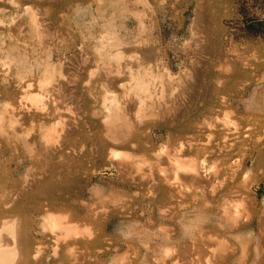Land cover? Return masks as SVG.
I'll list each match as a JSON object with an SVG mask.
<instances>
[{"label":"rangeland","instance_id":"1","mask_svg":"<svg viewBox=\"0 0 264 264\" xmlns=\"http://www.w3.org/2000/svg\"><path fill=\"white\" fill-rule=\"evenodd\" d=\"M35 10L39 17H42H38L37 22L38 15L35 14ZM47 11L49 14L43 13ZM31 16L34 18H30ZM46 18L49 20L47 21ZM39 19L47 23L43 22L41 26L42 21L38 22ZM0 23H2L0 24V76L8 75L7 78L14 81L12 88L8 89L6 83L0 80V118L8 107L23 106V103L27 102L24 107L32 108V111L25 114L27 122L15 127L21 129L23 126L24 133L19 132L20 135H25L22 141L31 138L34 134L37 140L34 142L35 145L29 147H33V150L37 147L38 150L35 149L34 152L43 155L47 153L52 162V165L44 171L45 177L51 176L49 185L44 183L45 177L35 178L40 169L35 168L33 171L26 165L18 173L12 174L10 184L5 187L8 189L7 192L10 191L8 200L4 203L0 202V208L2 206L4 208H1L3 214L0 221L5 224L10 222L14 224L15 220L21 223V225L18 223L19 226L16 223L15 227L16 230L20 228L18 234L24 235L29 241V264H80L81 262V264H264V239H262L264 227L260 224L261 219L264 218V165H253L260 153H264V0H0ZM38 26L41 27L37 30ZM46 31L50 33L47 35ZM49 48L52 50L49 51ZM117 52L120 53L117 55ZM146 53H150L151 57ZM116 55L118 58L115 57ZM13 57L20 60L17 61ZM148 58L151 61H147ZM8 59H12L13 62ZM131 59L135 62L132 63ZM121 61L125 62L124 65L136 64L138 61L151 62L143 66L146 65L144 68L156 75L158 80L156 87H159L160 80L167 82L168 95L172 90L175 92L177 89L174 96L181 97L177 98V101L182 105L167 112L159 108H156L153 114L147 112V117L144 116L142 121L143 126L132 130L136 144L119 143L114 146L117 149L116 153L126 152V159L111 157L109 144L102 148L93 144L91 140L86 144L82 136L86 131V124L92 123L86 120L93 122L96 119L100 120L91 116V109L97 110L102 115L107 113L104 99L108 93L116 96L122 103L124 94L130 91L131 79L125 73L123 75L124 71L120 72L124 70ZM49 62L52 64L50 65ZM108 65L111 66L106 67ZM119 65L122 67L120 68ZM42 66H44L43 71L46 67L50 66L52 69L56 66L54 70L58 73L53 75V85L44 81L45 72L41 74ZM106 69L112 76H108L109 78L105 80L102 76L108 72ZM118 69H121L119 72L123 76ZM93 71L96 75L99 73L98 76L101 77L95 76ZM92 72L94 75L91 74ZM62 76L68 80L63 79ZM187 76L190 78L186 79ZM180 80L187 85L183 86L178 82ZM29 81L33 83L30 87L26 86ZM54 81L58 83L54 84ZM59 83L62 84L58 85ZM40 88L47 89L45 97L43 90V93L39 94L42 92ZM25 90L28 95L38 91L36 95H42L43 99L45 98L43 100L45 106L53 112L41 128L38 125L45 119L41 120L39 117L33 119L36 106L35 99L30 100V98H33L35 93L33 96L30 95L31 97H26ZM57 94H61L59 97L62 96L63 99L58 98ZM24 95L26 100L29 98L28 101L19 100L22 96L24 98ZM57 99L61 102L58 103ZM18 100L22 103H17ZM29 100L31 103L33 101V107L29 105ZM56 105L59 106L57 111ZM6 111L5 113L8 112ZM8 114L3 117L5 126L0 132V147L7 142L8 134L12 131V127L8 125L10 117ZM183 123L193 125L194 132L181 134L178 127ZM226 123L230 124L231 131L226 125L224 126ZM99 124L102 127L100 121ZM235 126L237 130L233 128ZM49 128L58 140L68 143L62 158L60 152L51 150L52 146L47 147L44 138L43 141L41 139V130ZM193 134L198 137V141L195 142L198 146L207 144L210 138L213 145L222 143L226 139V144L230 146L229 154L236 170L234 180L227 178L228 182L235 181L233 185L236 184L231 196L233 195L234 202L242 207L243 214L248 209L250 213L247 212L251 217L249 220H241L238 225L241 227L240 230L235 229L238 227L232 222L230 223L232 232L221 230L220 226L225 224V221L215 212H213L212 224L209 223L206 215L212 210L205 205H202L201 209L197 207L195 201L197 196L186 189L187 185H192L191 182L184 181L182 185L185 196H180L177 187L169 186L165 181L167 177H174L176 170L165 153L161 158H157L156 153L164 146L169 148L167 150L170 154L178 152L180 157H187L185 159L188 160H206L205 164L210 168L222 167V159L217 155L210 156V153L197 152L179 153L180 142L188 143ZM103 139L107 140L104 134ZM22 141H18V149L12 152L13 156L16 158L19 156L21 160L27 159L30 155L26 149L28 146ZM259 141L260 145L256 147ZM138 158L142 166L145 165V169L138 166L141 165ZM12 166L14 167L11 170H14L15 163H12ZM135 167L138 168L139 173L135 172L137 171ZM151 167L152 179L151 174L148 173L151 172ZM133 171L139 177H136ZM140 172H144V175ZM32 173L35 177L31 176ZM26 176L28 180L32 179L34 182L31 183V180L21 183ZM131 176L136 178L132 179ZM144 176L147 178H142ZM223 179L224 177L221 176L219 180ZM214 183L217 184L216 181ZM163 187L168 188L169 194H173L171 204L166 207L158 197L159 190ZM237 189L240 192L235 193ZM179 204H182V207H178ZM45 214L61 216L64 220L68 219L67 222L78 224L80 229L82 228L81 232L84 229L82 237H68L67 241L62 243L63 239L57 238L58 235L60 237V231L50 232L45 222L47 217ZM165 228L171 229L167 231L169 229L165 230ZM201 228L207 231L206 240H208L199 242L202 247L201 250L198 249L200 251L191 249L188 258L185 257L183 260L182 257L180 260L181 245L184 244V247L187 244L192 245L194 237ZM87 230L92 233L88 234ZM5 232L7 231L3 234L6 237L9 233ZM8 237L7 239L11 241ZM61 237L65 239L64 236ZM57 240L60 244L55 247ZM39 249L42 252L38 257H34ZM175 251L176 253H173Z\"/></svg>","mask_w":264,"mask_h":264},{"label":"bare ground","instance_id":"2","mask_svg":"<svg viewBox=\"0 0 264 264\" xmlns=\"http://www.w3.org/2000/svg\"><path fill=\"white\" fill-rule=\"evenodd\" d=\"M18 1H20V0H18ZM58 1V0H57ZM66 1V0H65ZM72 1V0H71ZM131 1V0H130ZM81 2V1H80ZM21 4V3H20ZM71 4V3H70ZM73 4V3H72ZM135 4V3H134ZM39 5V4H38ZM45 5V4H44ZM52 5V4H51ZM48 6V5H47ZM71 6V5H70ZM38 7V6H37ZM91 7V6H90ZM46 8V7H45ZM60 8V7H59ZM69 8V7H68ZM133 8H135V7H133ZM32 9V8H31ZM35 9H40V8H35ZM62 9V8H61ZM44 10V9H43ZM69 10V9H68ZM42 11V10H41ZM45 11V10H44ZM36 12V13H35ZM35 14H37V10H35ZM39 12V11H38ZM43 13H48V11L47 12H43ZM45 14V15H46ZM49 14V13H48ZM38 15V14H37ZM151 15V14H150ZM36 16V15H35ZM40 15H38L37 16V19H36V22H37V20H38V17H39ZM41 16H43V15H41ZM49 16V15H48ZM30 18H34V17H30ZM39 18H42V17H39ZM44 18V17H43ZM47 18H49L50 19V17H47ZM46 18V19H47ZM52 18V17H51ZM49 19H47V21L49 20ZM31 20V19H30ZM40 20V19H39ZM41 21H42V23H41ZM59 21V20H58ZM31 22V21H30ZM38 22H40L41 23V26H43L42 24H43V19H41L40 21H38ZM39 23V24H40ZM44 23H47V22H44ZM0 24H2V23H0ZM31 24H32V22H31ZM34 24L36 25V23L34 22ZM38 25V24H37ZM2 26V25H1ZM41 26H38V28H36L37 30L39 29V27H41ZM48 26V25H47ZM46 26V27H47ZM34 27V26H33ZM36 29H35V31H36ZM47 30H48V28H47ZM43 32H44V30H43ZM47 32V31H46ZM45 32V33H46ZM45 33H44V35H45ZM48 33H50L49 31L47 32V35H48ZM53 33V32H52ZM37 35H38V33H37ZM38 38H40V36H38ZM47 38V37H46ZM45 38V39H46ZM49 39V38H48ZM51 40H52V38H51ZM54 40V39H53ZM38 41V40H37ZM50 41V40H49ZM32 42V41H31ZM48 42V41H47ZM52 42V41H51ZM120 42V41H119ZM46 43V42H45ZM53 43V42H52ZM5 44V43H4ZM30 44V43H29ZM34 44V43H33ZM44 44V43H43ZM42 44V48H43V45ZM120 44V43H119ZM123 44V43H122ZM142 44V43H141ZM140 44V45H141ZM111 45H112V43H111ZM126 45V44H125ZM50 46V45H49ZM54 46H56L55 44H54ZM120 46V45H119ZM137 46V45H136ZM39 47V46H38ZM48 47V46H47ZM51 47H53V46H51ZM116 47V46H115ZM50 49L51 48H49L48 50L50 51ZM112 50H113V48H111ZM110 49V50H111ZM121 49H122V47H121ZM47 50V49H46ZM52 50V49H51ZM55 50V49H54ZM116 50V49H115ZM137 50H139V49H137ZM146 50L148 51V49L146 48ZM145 49H144V51H146ZM150 50V49H149ZM152 50V49H151ZM150 50V51H151ZM2 51V50H1ZM6 51V50H5ZM8 51V50H7ZM6 51V52H7ZM20 51V50H19ZM118 51H120V50H118ZM154 51V50H153ZM4 52V51H3ZM38 52V51H37ZM112 52V51H111ZM109 53H110V51H109ZM120 52H117L116 54L118 55ZM121 53H122V51H121ZM52 54V53H51ZM101 55H102V52L100 53ZM103 54H104V52H103ZM112 54V53H111ZM123 54V53H122ZM143 54V53H142ZM145 54V53H144ZM143 54V55H144ZM146 54H150V53H146ZM151 54H153L152 52H151ZM151 54H150V57H151ZM7 55H10V54H7ZM53 55V54H52ZM64 55V54H63ZM117 55L115 56V57H117ZM105 56V55H104ZM123 56V55H122ZM138 56H140V55H138ZM142 56V55H141ZM153 56H154V54H153ZM49 57V56H48ZM47 57V58H48ZM99 57V56H98ZM120 57V56H119ZM132 57V56H131ZM143 57V56H142ZM148 57H149V55H148ZM9 58V57H8ZM50 58V57H49ZM104 57H102V59H103ZM114 58V57H113ZM118 58V57H117ZM121 58V57H120ZM135 58V57H134ZM133 58V59H134ZM137 58H139V57H137ZM137 58H136V60H137ZM13 59H15V60H17V61H19L17 58H14L13 57ZM23 59V58H22ZM29 59V58H28ZM90 59V58H89ZM124 59V58H123ZM122 59V60H123ZM133 59H131L132 60V63H134L135 61H133ZM144 59V58H143ZM8 60H11L12 61V59H8ZM37 60V59H36ZM88 60V59H87ZM97 60H99V59H97ZM139 60V59H138ZM141 60H142V58H141ZM151 61V59H149L148 58V60L147 61ZM154 60V59H153ZM1 61V60H0ZM6 61V60H5ZM23 61V60H22ZM45 61V60H44ZM73 61V60H72ZM83 61H84V59H83ZM82 61V62H83ZM86 61V60H85ZM90 61V60H89ZM103 61H104V59H103ZM106 61V60H105ZM144 61V60H143ZM142 61V62H143ZM9 62V61H8ZM13 62V61H12ZM33 62V61H32ZM36 62V61H35ZM51 62V61H50ZM50 62H49V64H50ZM102 62V61H101ZM128 62V61H127ZM7 63V62H6ZM18 63V62H17ZM21 63V62H20ZM87 63V62H86ZM121 63H122V65H124L123 63H125V62H123V61H121ZM145 63L147 64V65H149V63H151V62H146L145 61ZM145 63H140L139 61H138V63H136V64H131V63H126L123 67H124V70H119L118 69V72L120 71V72H122V71H124L123 72V75H124V73H125V75H127V77H129L130 76V79H131V81H130V91L127 93V94H124V100H122V103L118 100V98L116 97V96H114V95H112V94H107V96H106V98L104 99V102H105V105H106V107H107V113L106 114H104V115H102L101 113L99 114V112L97 111V110H95V109H91V111H90V114H91V116L93 117H96V118H99L100 120H98V119H96L97 120V123H96V120L93 122V120H86V121H88L89 123L90 122H92L91 123V125H88V124H86V131L83 133V138H84V142H86V144L88 143V141L89 140H91V142L93 143V144H96L98 147H100V148H102L104 145H108L109 144V148H110V150H111V152H110V155H111V157L113 156V157H117L118 159H126L127 158V155L124 153V154H119V153H116V151H117V149L114 147V146H117V145H119V143H131V144H136V142H135V139H134V133L132 132V130L134 129L135 130V128H139V127H141V125L143 124L142 123V121H144L143 119H144V116H146L147 117V112H149L150 114H153L155 111H156V108H159V109H161V111H163V112H167V111H171V109L172 108H175L176 106H178L179 108L180 107H182V105L180 104V103H178V101H177V98H181V97H175L174 96V94H176V92H177V89H175L176 91L174 92L173 90L171 91L170 89H168V90H170L171 92H170V94L168 95V92H167V89H166V87H168V85H166V83H165V81H163V80H160V83H159V87H156L157 86V83H156V81H158L157 80V78H156V75L152 72V71H149L148 72V69H146V68H144L145 66H143V64H145ZM22 64V63H21ZM20 64V65H21ZM36 64V63H35ZM52 64V63H51ZM50 64V65H51ZM54 64V63H53ZM120 64V63H119ZM9 65V64H8ZM7 65V66H8ZM24 65V64H23ZM43 65V64H42ZM48 65V64H47ZM85 65V64H84ZM98 65V64H97ZM106 65V64H105ZM105 65H104V67H105ZM118 65V64H117ZM121 65V64H120ZM119 65V67L121 68L122 66H120ZM6 66V65H5ZM10 66H11V64H10ZM80 66V65H79ZM111 65H108V66H106V67H110ZM158 66V65H157ZM9 67V66H8ZM8 67H7V70H8ZM33 67V66H32ZM44 66H42V72H41V74L43 73V72H45V74H43V76L45 75V78H44V81L48 84L49 83V85H53V80H54V78H53V75H54V73H58L56 70H54L55 68H56V66L54 67V68H50V66L49 67H46L45 68V71H43V68ZM102 67H103V65H102ZM113 67H114V65H113ZM118 67V66H117ZM116 67V68H117ZM150 67V66H149ZM4 68V67H3ZM6 68V67H5ZM24 68V67H23ZM74 68V67H73ZM116 68H115V70H116ZM148 68V67H147ZM26 69V68H25ZM30 69H31V67H30ZM97 69V68H96ZM109 69V68H108ZM108 69H106V70H108ZM123 69V68H122ZM91 70V69H90ZM95 70V69H94ZM102 70V69H101ZM100 70V71H101ZM105 70V71H106ZM111 70V69H110ZM9 71V70H8ZM11 71V70H10ZM25 71V70H24ZM56 71V72H55ZM98 71H99V69H98ZM103 71V70H102ZM104 71V72H105ZM113 71V70H112ZM7 72V71H6ZM6 72H4V73H6ZM94 72V71H93ZM93 72L91 73V74H93ZM95 72L97 73V71L95 70ZM95 72H94V74H95ZM104 72H102V73H104ZM116 72V71H115ZM115 72H113V74L115 73ZM119 72V73H120ZM2 73H3V71H2ZM24 73V72H23ZM22 73V74H23ZM40 73V72H39ZM89 73V72H88ZM118 73V74H119ZM6 74H8V72L6 73ZM10 74V73H9ZM20 74V73H19ZM28 74V73H27ZM32 74H33V72H32ZM40 74V75H41ZM60 74L61 75H63L61 72H60ZM93 74V75H94ZM99 74V73H98ZM98 74L96 75L95 74V76H98ZM100 74H101V72H100ZM111 74V72L108 70V72H105L104 74H103V76L102 77H104L103 79H105V78H109L108 76H112V74ZM117 74V76H120V75H118ZM121 74V73H120ZM165 74V73H164ZM38 75V74H37ZM115 75H116V73H115ZM122 75V74H121ZM122 75V76H123ZM171 75V74H170ZM191 75H193V74H191ZM8 76V75H7ZM7 76L4 74V76L3 77H1L0 76V80H2L3 81V83L6 85V88H12L11 86H13L14 85V81H12L11 79H8L7 78ZM17 76V75H16ZM23 76V75H22ZM25 76V75H24ZM32 76V75H31ZM64 76V75H63ZM62 76V77H63ZM114 76V75H113ZM19 77H20V75H19ZM28 77H30V76H28ZM28 77H26V78H28ZM34 77V76H33ZM32 77V78H33ZM39 77V76H38ZM55 77V76H54ZM64 77H66V76H64ZM63 77V79H66V78H64ZM91 77V76H90ZM93 77V76H92ZM98 77H101L100 75L98 76ZM188 77V76H187ZM11 78V77H10ZM18 78V77H17ZM25 78V79H26ZM43 78V77H42ZM68 78V77H67ZM116 78V77H115ZM171 78V77H170ZM182 78V77H181ZM190 77H188V78H186V79H189ZM22 79H24V78H22ZM21 79V80H22ZM30 79V78H29ZM59 79H60V75H59ZM58 79V80H59ZM90 78H88V80H89ZM94 79V78H93ZM113 79V78H112ZM111 79V80H112ZM121 79V78H120ZM123 79V78H122ZM160 79H161V77H160ZM61 80V79H60ZM66 80H68V79H66ZM100 80H102V79H100ZM106 80V79H105ZM104 80V81H105ZM109 80V79H108ZM165 80V79H164ZM168 80H170V79H168ZM191 80V79H190ZM26 81V80H25ZM40 81H41V79H40ZM73 81V80H72ZM90 81V80H89ZM188 81V80H187ZM192 81V80H191ZM222 81V80H221ZM23 82V81H22ZM22 82H20V83H22ZM31 81H29V83L26 85V86H28V87H30L33 83H34V78H33V83L31 84L30 83ZM50 82H52V84H50ZM55 82H57V81H54V84H55ZM67 82V81H66ZM92 82V81H91ZM90 82V83H91ZM178 82H180L181 83V80L180 81H178ZM24 83V82H23ZM37 83V82H36ZM46 83H43V85H45ZM58 83V82H57ZM89 83V84H90ZM191 83V82H190ZM189 83V84H190ZM207 83V82H206ZM26 84V83H25ZM62 83H59L58 85H61ZM181 84H183V83H181ZM203 84V83H202ZM201 84V85H202ZM48 85V86H49ZM123 85V84H122ZM121 85V86H122ZM184 85H187L186 83L185 84H183V86ZM205 85V84H204ZM207 85V84H206ZM64 86V85H63ZM70 86V85H69ZM87 86H88V84H87ZM172 86H174L173 84H172ZM1 87V86H0ZM23 87V86H22ZM35 87V86H34ZM43 87H45V86H43ZM51 87H53V86H51ZM57 87H59V86H57ZM175 87V86H174ZM197 87V86H196ZM195 87V88H196ZM200 87V86H199ZM209 87V86H208ZM5 88V89H6ZM27 88V87H26ZM25 88V89H26ZM32 88V87H31ZM42 88V87H41ZM39 89V90H43L44 91V94H43V96L46 94L45 92H47L46 90L49 88H47L46 90H44V88L43 89ZM54 88V87H53ZM56 88V87H55ZM60 88V87H59ZM58 88V89H59ZM64 88H65V86H64ZM63 88V89H64ZM68 88V87H67ZM169 88V87H168ZM177 88V87H176ZM24 88H22V90H23ZM34 89V88H33ZM50 89V88H49ZM57 89V88H56ZM57 89V90H58ZM127 89V90H128ZM179 89H180V87H179ZM206 89V88H205ZM20 90V89H19ZM56 90V91H57ZM60 90V89H59ZM58 90V91H59ZM62 90V89H61ZM186 90V92H187V88L185 89ZM202 90V89H201ZM26 91L27 90H25V95H26V97L28 96H30V95H32V94H30V95H28V94H26ZM43 91L42 92H39V94H41V93H43ZM48 91H50V90H48ZM89 91V90H88ZM180 91H181V89H180ZM192 91H194V90H192ZM210 91V90H209ZM213 91V90H212ZM216 90H214V92H215ZM24 92V91H23ZM30 92V91H29ZM55 92V91H54ZM114 92V91H113ZM206 92V91H205ZM31 93V92H30ZM35 93V92H34ZM34 93H33V95H34ZM36 93H38V91H36ZM36 93H35V96H33V98H30V100L32 99H35V101L37 102H35L34 101V103H35V106L36 107H34V111H35V109H36V113L34 114V116H33V119L35 118V117H39L41 120L44 118L45 120L44 121H41L40 123H39V127L41 128V127H43L44 126V124H45V121H46V119L48 118L49 119V117L48 116H51V115H53V112L52 111H49V109L45 106V103H44V99H43V96L42 95H39L38 96V94L36 95ZM51 93V92H50ZM57 93V92H56ZM60 93H62L61 91H60ZM64 94L66 93V91L65 92H63ZM89 93H90V91H89ZM180 93H182V92H180ZM200 93V92H199ZM209 93V92H208ZM52 94V93H51ZM50 94V95H51ZM183 94V93H182ZM212 94V93H211ZM25 95H24V98H23V96L22 97H20L21 99H19V100H22V101H24V100H26V97H25ZM61 95V94H60ZM60 95H58L57 94V96H58V98H60L59 96ZM196 95V94H195ZM194 95V97H196ZM214 95V94H213ZM47 96V95H46ZM66 96V95H65ZM64 96V97H65ZM177 96V95H176ZM31 97V96H30ZM45 97V96H44ZM50 98H51V96H49ZM49 97H48V100H49ZM74 97V96H73ZM123 97V96H122ZM203 97V96H202ZM210 97V96H209ZM13 98H15V97H13ZM54 98V95L52 96V99ZM66 99L68 98V96L67 97H65ZM64 98V99H65ZM76 98V97H75ZM185 98V97H184ZM196 98H198V97H196ZM200 98V97H199ZM198 98V99H199ZM213 98V97H212ZM7 99H8V96H7ZM24 99V100H23ZM28 99L29 98H27V100L26 101H28ZM60 99H63V97L61 96V98ZM189 99V98H188ZM205 99V98H204ZM18 100V101H19ZM29 100V105L31 106L32 105V107L34 106L33 104V101H32V103H31V101ZM182 100V99H181ZM209 100V99H208ZM51 101V100H50ZM57 101H58V99H57ZM64 101V100H63ZM67 101V100H66ZM65 101V102H66ZM183 101V100H182ZM182 101H180V102H182ZM187 101V100H186ZM185 101V102H186ZM204 101V100H203ZM8 102H10V101H8ZM12 102H13V100H12ZM54 102V101H53ZM52 102V105L55 103H53ZM59 102H61V101H58V103ZM184 102V101H183ZM187 102H189V101H187ZM186 102V103H187ZM17 103H22V102H17ZM48 103H51V102H48ZM202 103V102H201ZM25 104H27V102L26 103H23V106H18V107H8L7 109H5V111L7 112V113H5V111H4V115L5 114H10V117L8 118L9 119V126H11L12 127V133L10 132V134H8L9 136H8V140H7V142L6 143H3V144H5V145H3L2 144V146L0 147V202L1 203H4L6 200H8V196H9V194H10V191H6V189L7 188H5V187H7L9 184H10V182H9V180H10V178H11V176H12V174H14V173H18L20 170H21V168L22 167H24V166H26V165H28L29 166V169H40L39 171H38V173H39V175H38V173L36 174L37 176L35 177V176H33V173L31 174V176H33V177H35L36 179H38V178H41V177H45V170H47L48 168H49V166H51L52 165V162H50V159H49V156L47 155V153L46 152H43V153H46V155H43L42 153H38V152H34L35 151V149H37V147L33 150L32 148H30L31 147V145L32 144H34V142L37 140L36 139V137H34L33 135H32V137L31 138H24L25 139V141H22L23 139V137L25 136V135H20L19 134V132L21 133V131L23 132V126L21 127V129H16V127H15V125L17 126V125H22V123H26L27 122V118H26V115L25 114H27V112H30V111H32V108L31 107H29L28 108V106H26V108L24 107V105ZM11 105H12V103H11ZM10 104H9V106H11ZM65 105V104H64ZM208 105V104H207ZM13 106V105H12ZM14 106H16V105H14ZM57 106V105H56ZM55 106V107H56ZM184 106V105H183ZM49 107V106H48ZM12 108V109H11ZM51 108V107H50ZM58 108H59V106H57L56 107V111L58 110ZM184 108V107H183ZM182 108V109H183ZM90 109V108H89ZM9 110H10V112H9ZM59 110H62V109H59ZM174 110V109H173ZM187 110V109H186ZM55 111V112H56ZM158 111V110H157ZM188 111V110H187ZM196 111V110H195ZM86 112H87V110H86ZM162 112V113H163ZM185 111H183V113H184ZM194 112V111H193ZM58 113V112H57ZM157 113V112H156ZM170 113V112H169ZM199 113V112H198ZM197 113V114H198ZM8 114V115H9ZM29 114V113H28ZM56 114V113H55ZM192 114V113H191ZM196 114V115H197ZM3 115V117H6L7 115H5L4 116ZM169 115V114H168ZM150 116V115H149ZM148 116V117H149ZM152 116V115H151ZM193 116H195V115H193ZM3 117L2 118H0V132H1V130L3 129V127L5 126L4 125V121H3ZM156 117V116H155ZM224 117H226V116H224ZM31 118V117H30ZM154 118V117H153ZM5 119H7V118H5ZM93 119V118H92ZM147 119V118H146ZM149 119V118H148ZM151 119V118H150ZM184 119V118H183ZM228 120V119H227ZM32 121V120H31ZM73 121H74V119H73ZM83 121V120H82ZM85 121V122H86ZM99 121L102 123V127H101V125L99 124ZM7 121L5 120V123H6ZM30 122V121H29ZM225 122V121H224ZM230 122V121H229ZM33 123H35V122H33ZM76 123H74V125H75ZM212 124V123H211ZM34 125V124H33ZM227 126V128L231 131V126H230V124L229 123H226V124H224V126ZM234 125H236L235 123H234ZM233 125V126H234ZM7 126V125H6ZM25 126V125H24ZM70 126V125H69ZM69 126H68V128H69ZM143 126V125H142ZM162 126V125H161ZM204 126V125H203ZM202 126V127H203ZM206 126V125H205ZM20 127V126H19ZM193 125H191V124H185V123H183V124H180L179 125V131H180V133L181 134H184V133H187V132H194V131H192V129H193ZM200 127V126H199ZM7 128H8V126L6 127V132H7ZM18 128V127H17ZM46 128V127H45ZM76 128V127H75ZM77 128H78V126H77ZM233 128H235V130H237V127L235 126V127H233ZM67 129V128H66ZM79 129H81V128H79ZM31 130V129H30ZM57 130V129H56ZM9 131V130H8ZM35 131V130H34ZM38 131H40V130H38ZM42 131V133H40L41 134V139H42V141H43V138H44V140H45V142H46V146L47 147H50V146H52V147H50V149L51 150H53V151H55L56 153H57V151L58 152H60L61 153V158L64 156V154H63V152H64V150H66L67 149V147H68V143L67 142H62V141H60V140H58V138H56L54 135H53V133H52V130L49 128L48 130H45L44 129V131L43 130H41ZM40 131V132H41ZM71 131H73V130H71ZM167 131V130H166ZM203 131V130H202ZM5 132V131H4ZM3 132V133H4ZM26 132V131H25ZM53 132H54V130H53ZM204 132V131H203ZM24 133V132H23ZM22 133V134H23ZM32 133H34V132H32ZM67 133H68V131H67ZM169 133H170V135H171V130L169 129ZM7 134V133H6ZM27 134H28V136H29V132H27ZM31 134V133H30ZM38 134H39V132H38ZM55 134V133H54ZM60 134H62V133H60ZM63 134H64V132H63ZM66 134V133H65ZM69 134V133H68ZM103 134L104 135H106V137H107V140H104L103 139ZM79 135V134H78ZM27 136V137H28ZM81 136V135H80ZM184 136V135H183ZM40 137V136H39ZM59 137V139H61L60 138V136H58ZM62 137H63V135H62ZM151 137V136H150ZM200 137H202V135H200ZM171 138H172V136H171ZM210 138V137H209ZM226 138V137H225ZM27 139H29V140H27ZM152 139H153V137H152ZM171 140V139H170ZM18 141L20 142V141H22V143L24 142V145L25 146H28V148H26L27 149V151H29V153H30V155H29V157L26 159V158H24L23 160H21L20 158H19V156H17V158L15 157V156H13V154H12V152L13 151H16L17 149H18V147H19V145H18ZM198 141V137H195V135L193 134L192 135V137H191V139L190 140H188V143H185V142H180V145H179V148H178V150H179V153L181 152H197L198 154L199 153H204V154H206V153H210V156L211 155H217V156H219V157H221V159H222V167L221 168H215V167H208L206 164H205V161L206 160H202V161H199V160H195V159H185V158H187V157H183V156H179L177 153L178 152H175V154H170L169 152H168V150L167 149H169V148H165V146H164V148L162 147L161 149H159L158 150V153H156L157 154V158H161V156L165 153L166 155H167V159H168V161L170 160L174 165H175V174H174V177H172V178H169V177H167V179H166V177H165V181H166V183L169 185V186H176L177 187V189H178V194H180V196H185V194H184V191H183V183H184V181H189V182H191L192 183V185H193V187H191V186H186V189L188 190V191H192L193 192V195L194 196H197L196 197V199H195V201L197 202V207H199L200 209H201V207H202V205H205L206 207H208V208H211V212H210V214H208V215H206V217L208 216V221H209V223H211L212 224V221H213V218H214V215H213V212H215V213H219L223 218V221H225V224L223 223L221 226H220V228H221V230H225V231H229V232H232V229H231V222L232 223H234L235 225H237V227L238 228H235V229H238V230H240V228L241 227H239L238 225L241 223V220H243V219H250L251 217H250V212L248 211V209H247V211L249 212H247L246 211V209H245V211H246V213L245 214H243V212L244 211H242L241 209H242V207H240L238 204H236L235 202H234V199H233V195L231 196V193L233 192V188H235V185H233V183L235 182V181H233L232 183L229 181H227V178L230 180V178H233L232 180H234L236 177H235V174H236V170H235V168L233 167V160H232V158L230 157V154H229V145H227L226 144V139L222 142V143H219V144H212L211 143V138H210V140H208V142H207V144H205V145H202V146H198V144L197 143H195V142H197ZM14 142V143H13ZM200 142V141H199ZM41 143V142H40ZM39 143V144H40ZM233 143V142H232ZM169 144V143H168ZM200 144H202V143H200ZM255 144V143H254ZM23 145V144H22ZM35 145V144H34ZM44 145H45V143H44ZM55 145H56V147H55ZM94 146L95 148L97 147V146ZM260 145V141L257 143V146L256 147H258ZM30 146V147H29ZM33 146V145H32ZM57 146H58V148H57ZM41 147V146H40ZM46 147V148H47ZM167 147H169V146H167ZM20 148H21V146H20ZM146 148H147V145H146ZM49 149V148H48ZM25 150V149H24ZM38 150V149H37ZM261 150H262V148H261ZM40 151H41V148H40ZM39 151V152H40ZM147 151V150H146ZM55 152H53V153H55ZM124 152V151H123ZM20 153V152H19ZM28 153V154H29ZM259 153H260V151H259ZM23 154V153H22ZM41 154L43 155V156H41ZM10 155V156H9ZM20 155H21V153H20ZM262 155V156H261ZM23 156H24V154H23ZM27 156V155H26ZM25 156V157H26ZM128 157H130V156H128ZM183 157V158H182ZM261 157V158H260ZM19 158V160L18 161H16L15 162V160L16 159H18ZM22 158V157H21ZM116 158V159H117ZM139 159V161H140V158H138ZM12 163H15V168H14V170H11V168L12 167H14V166H12ZM237 163V162H236ZM235 163V164H236ZM140 164H141V161H140ZM234 164V165H235ZM132 165V164H131ZM143 164H141V165H138V166H141V167H145V165L144 166H142ZM218 165V164H217ZM242 164H240V166H241ZM253 165H255V166H262V165H264V153H260V156H258V159H256V160H254V162H253ZM124 166V165H123ZM126 166H127V164H126ZM133 166V165H132ZM239 166V165H238ZM128 167H129V165H128ZM26 168V167H25ZM133 168V167H132ZM136 168V167H135ZM23 169V168H22ZM145 169V168H144ZM148 170L150 169V168H147ZM153 168L151 167V172H148L149 174H151V179H152V170ZM131 170H133V169H131ZM136 170L137 171H135V172H138L139 173V171H138V168H136ZM141 170H143V169H141ZM238 170V169H237ZM26 171H28V170H26ZM34 171V170H33ZM32 171V172H33ZM145 172H147V170H144ZM47 172V171H46ZM135 172L133 171V173L135 174ZM25 173V172H24ZM143 174L144 172H140V174ZM26 174V173H25ZM130 174H131V172H130ZM139 174V175H140ZM132 175V174H131ZM136 175H138L137 173L135 174V176ZM144 175V174H143ZM133 177V176H131L130 178H136V177H139V176H136V177ZM146 176H147V174H146ZM146 176H144V177H142V178H147ZM224 177V179L223 180H219L220 179V177ZM24 177V176H23ZM29 177V176H28ZM33 177H31V178H33ZM51 177V176H50ZM49 176H46L45 178H44V183L46 184V185H49L50 183H51V178H50ZM52 178H53V176H52ZM32 180V179H31ZM31 180H28L27 179V176H26V178H23V180L21 181V183H26V182H30ZM40 180V179H39ZM143 180V179H142ZM145 180V179H144ZM143 180V181H144ZM148 180H150L149 178H148ZM156 180H158V179H156ZM132 182H134V181H136V180H131ZM159 181V180H158ZM161 181V180H160ZM159 181V182H160ZM217 182V184L216 183H214V182ZM32 182H34L33 180L31 181V183ZM140 182V181H139ZM147 182V181H146ZM30 183V184H31ZM154 183H156V181L154 182ZM153 183V184H154ZM160 184V183H159ZM155 185V184H154ZM239 186V185H238ZM238 186H236L237 188H238ZM158 188V187H157ZM239 189H241L240 187H239ZM239 189H237L236 191H235V193H238V192H240L239 191ZM8 190V189H7ZM156 190V189H155ZM172 191V190H171ZM175 191V190H174ZM173 193V192H172ZM151 194V193H150ZM240 194H242V193H240ZM239 194V195H240ZM137 195V194H136ZM173 195V194H172ZM171 194H169V190H168V188H166V187H163L161 190H159V199L162 201V204H163V206H167L168 204H171V200H172V198H173V196H172ZM188 195H189V193H188ZM152 204V203H151ZM208 204H210V205H208ZM204 206V207H205ZM3 207V206H2ZM1 207V208H2ZM173 207V206H172ZM178 207H182V204H179L178 205ZM1 208H0V218L2 217V214H3V212L1 211ZM173 208H175V207H173ZM2 209H4V208H2ZM107 209V208H106ZM167 209V208H166ZM176 209V208H175ZM161 210H164V209H161ZM163 212H165V211H163ZM46 215V214H45ZM19 216V215H18ZM21 216V215H20ZM47 216V215H46ZM68 216V215H67ZM66 216V217H67ZM264 216V215H263ZM65 217V218H66ZM252 217H253V215H252ZM17 218V217H16ZM22 219V218H21ZM260 219H261V217H260ZM14 220H15V218H14ZM20 220V219H19ZM68 220V219H67ZM67 220L65 219L64 220V218L63 217H61V216H54V215H48L46 218H45V222H46V224H47V226H48V228H49V230H50V232L52 233V232H55V231H60L61 232V234H60V237H59V235L57 236V238H62L63 239V241H62V243H64L65 241H67V239H68V237H71V238H77V237H79V236H81L82 237V234H83V230H82V232L80 231L81 229H80V227L78 226V224H73V223H71V221H69V222H67ZM151 220V219H150ZM13 221V220H12ZM21 221V220H20ZM260 221V220H259ZM15 222L17 223V221L15 220ZM245 222V221H244ZM249 222V221H248ZM261 222V223H260ZM259 223L262 225L263 224V227H264V218H262L261 219V221H260ZM16 223H14L13 224V222H10V223H3V222H1L0 221V264H29V262H30V246H29V241L25 238V236L24 235H22V234H18V230L20 229V228H17V230H16V227H15V225H16ZM18 223H20V222H18ZM17 223V224H18ZM5 224V225H4ZM2 225H4V226H2ZM20 225H21V223H20ZM18 226H19V224H18ZM17 226V227H18ZM21 227V226H20ZM259 227H260V225H259ZM167 229H169V228H167ZM166 228H165V230H167ZM171 229V228H170ZM170 229L169 230H167V231H170ZM173 229V228H172ZM21 230V229H20ZM46 230V229H45ZM85 230H86V228H85ZM174 230V229H173ZM262 230L264 231V229L262 228ZM262 230H260V231H262ZM4 231H7L9 234H7V236L5 237L4 236ZM259 231V232H260ZM262 231V232H263ZM7 232H5V233H7ZM30 232V231H29ZM88 234H90V232H89V230H87L86 231ZM19 233H20V231H19ZM86 233V234H87ZM92 233V232H91ZM261 233V232H260ZM264 233V232H263ZM31 234V233H30ZM56 234V233H55ZM211 234V233H210ZM209 234V235H210ZM206 235H207V231H205L203 228H201L200 230H199V232H198V234H196V236L194 237V240H193V242H192V245H186L185 247L183 246L184 244H182L181 246L182 247H180V249H179V251H180V255H181V257H180V255H179V257H180V260L182 259V257H183V260H184V258L186 257V258H188V252H190L191 251V249H195V250H198V249H200V248H202V247H200V244H199V242L201 241V240H203V241H205L206 240ZM208 235V236H209ZM260 235V234H259ZM9 236V237H8ZM55 236V237H56ZM61 236H64L65 237V239L63 238V237H61ZM91 236V235H90ZM7 237L8 238H10V240L11 241H9L8 239H7ZM67 237V238H66ZM210 237V236H209ZM211 237H212V235H211ZM56 238V239H57ZM89 238V237H88ZM83 239H85V237L83 238ZM262 239H264L263 237H262ZM59 240V239H58ZM58 240L55 242V244H56V246L55 247H58L59 246V244L60 243H58ZM77 240V239H76ZM75 240V241H76ZM208 240V239H207ZM206 240V241H207ZM192 241V240H191ZM190 241V242H191ZM212 241V240H211ZM59 242H60V240H59ZM186 242H188V241H186ZM54 244V245H55ZM186 244V243H185ZM79 246V245H78ZM205 246V245H204ZM217 246V245H216ZM33 247V246H32ZM37 247H39V246H37ZM206 247V246H205ZM70 248H73V247H71L70 246ZM69 248V249H70ZM204 248V247H203ZM263 248H264V245H263ZM34 249V248H33ZM32 249V250H33ZM58 249V248H57ZM214 249V248H213ZM102 250V249H101ZM201 250V249H200ZM200 250H198V251H200ZM34 251V250H33ZM56 249H55V253H56ZM42 251H41V249H39V250H37L36 252H35V254H34V257H38V255L41 253ZM70 252V251H69ZM77 252V251H76ZM80 252V251H79ZM204 252V251H203ZM82 253V252H81ZM84 253V252H83ZM82 253V254H83ZM173 253H176V251L175 252H173ZM74 254V253H73ZM73 254H72V256H73ZM80 254V253H79ZM214 254V253H213ZM146 255H148V254H146ZM171 255H173V254H171ZM198 255V254H197ZM149 256V255H148ZM200 256V255H199ZM81 257H82V255H81ZM150 257H151V255H150ZM210 257V256H209ZM78 259H80V257H77ZM173 258V257H172ZM196 258H197V256H196ZM74 259V258H73ZM76 259V258H75ZM77 259V261H81V260H78ZM161 259V258H160ZM159 259V260H160ZM177 259V258H176ZM213 259V258H212ZM246 259V258H245ZM154 260V259H153ZM193 260V259H192ZM76 261V262H77ZM189 259H188V263H189ZM63 262V261H62ZM176 262V261H175ZM201 262V261H200ZM82 263V262H81ZM80 263V264H81ZM176 263H178V262H176ZM186 263H187V261H186ZM209 263V262H208ZM76 264V263H75ZM165 264V263H164ZM193 264V263H192ZM211 264V263H210Z\"/></svg>","mask_w":264,"mask_h":264}]
</instances>
